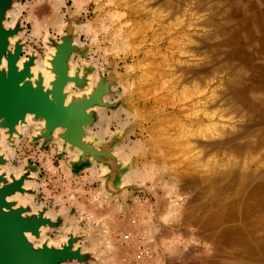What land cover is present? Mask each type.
<instances>
[{
    "label": "bare ground",
    "instance_id": "1",
    "mask_svg": "<svg viewBox=\"0 0 264 264\" xmlns=\"http://www.w3.org/2000/svg\"><path fill=\"white\" fill-rule=\"evenodd\" d=\"M81 1L82 0H80L79 3ZM119 1H123V3L127 6L130 5V0H116L115 2L119 3ZM207 1L209 2L207 3ZM207 1L199 0L197 3L198 9L200 8L199 10H209L211 8L215 11V7L219 5L225 6L226 8L224 11H219L217 13L214 12L213 16H210L203 21L201 20L198 26H211L213 30L210 33H203L202 35H198L193 38L192 42H196L197 46H199L198 48L196 47L197 51L192 50V52H196L197 55L213 54L216 62H203L202 64L194 66L188 61H184L182 63L184 64L186 62L185 65L177 67L173 74H169L165 71L166 67L164 64V59H162L164 65L163 67L161 65V58H155L153 56L150 60L153 59L156 62H147L148 64H145L146 67H144L142 70V74L139 76L137 81H130V78H125L116 68L114 71H112V74L122 81L123 90L127 95L125 96V100L128 101L129 104H132L133 101L138 99L139 101L146 103L144 106H148L147 103L151 97H154L157 101L156 104L158 103L156 110L158 109L159 111L156 112L154 107V109L152 108L153 110L150 109L151 112L149 113V116H146L143 114V112L141 113L138 106H135V111L137 110V113L131 115L132 117L139 116L138 118L143 117V119L151 121V125L148 128V138H146L144 141H140V144L134 142L136 144L133 145V143L128 144V139L123 137V141H119L121 143L118 144L115 143L117 146L114 145L113 149L115 150V155H117L122 161H125L126 164H129L127 162L132 160L134 155H136L140 160L144 157L151 158V165L149 163L151 168L143 172L136 170L133 167L128 168L126 173L122 175L124 185H130L132 182H144L148 178L152 180V182L154 180V182H157L156 180H160L161 176L165 173L171 176V180H173L174 183L185 181V186L182 188L179 187L182 192L188 188L195 189L197 191L199 190V195L196 194V196L192 197L196 198L198 196L196 200L194 199L193 202H190L186 211L184 212V214L186 213L185 216L188 215V218L185 219L189 221L193 219L195 224L199 227L198 229L203 230V233L207 232L208 229L209 234H211V238H215L219 242H224L225 240L229 241L230 243L228 246L231 247V250H234L236 259H238L241 264H264V63L250 61L249 56L247 58V56L244 55L245 50L241 46V38L243 36L244 40L258 44L259 49H256V53L258 52L263 56L264 62V0ZM45 2L48 3L47 1ZM45 2H43V6L40 5L41 7L38 5L39 12H42L40 15L38 14L39 17L34 14L36 10L29 12L31 13L29 14L30 16L27 15L26 21H23V30H21L17 36L11 37L10 40L11 42H14L20 36L26 38L25 35L27 34L28 28L26 23H28L29 17L31 19L33 17L34 21L32 23V33L37 38L41 35L42 31L45 30L47 32L44 42L45 58L37 49H34L31 44H26L25 48L27 49V53H30L31 55L34 54L37 57L35 66L32 68V70L35 73L42 71L45 84L47 85L49 80L53 77L48 66L50 63L49 58L51 56V52L54 51V48L51 45L52 38L59 39L67 32L68 28L77 27L79 24H75L76 20L75 23L72 21L73 14L71 11H69L71 12L69 13V17L65 16L67 13L65 14L64 12H61L62 5L66 4L65 0H54V4L50 3L49 1L52 8H50V10H46L44 8V4H46ZM178 2L181 3V0H156L155 4H158V9L169 10L170 17L172 16L174 18L173 20L177 21L179 18L178 16L183 11V9H181V4ZM75 3H77V0H75ZM23 5L20 2H16L15 5L8 10L7 20L5 21L6 26L11 27L16 24L18 19H21V15L24 11ZM32 5L30 6L31 9L34 8ZM80 5L81 3L79 6ZM50 6H48V4L47 6L45 5L46 8ZM132 10L133 9H131V11ZM134 14L135 11L133 10L132 15ZM157 14L156 16H158ZM218 14L222 17L220 20H217ZM70 18L71 21L68 22ZM129 21L131 22L130 26L128 28L126 27L127 29L125 28L126 30L124 33H122L125 43L119 47L128 48L130 50L133 49L134 51L135 49H138L141 43H143L142 39H147L144 37V33H146V27L145 24L143 25L141 20L137 18H131ZM193 23L190 21L189 24ZM176 24L177 23H175V26ZM189 27H191V25H189ZM82 28L83 31L89 32L93 29L92 22L89 21L88 23L82 25ZM189 36L193 37L195 35ZM228 38H230L232 43H234V46L231 47L232 49H228V51H230V53H228L230 55V63L233 64L232 72H234V75L237 78L241 73H237V69L241 71L252 69V76L247 78V75L246 80L254 79V82L233 80L232 82L223 83L218 90H210L208 89V84L211 75L214 72H219L221 69L228 66V62L226 63L227 54L225 55L223 51L227 46L225 45L224 40L227 42ZM75 40L77 44H79L78 38ZM211 41H215V43L213 42V45H216H211ZM172 43L174 44V41ZM189 43H191V41ZM144 45H146V43H144ZM176 45L178 46V44ZM236 47L239 48V52L238 49H235ZM181 48L183 49L184 47L181 46ZM237 52L243 55L242 58L244 61L240 62V66L235 65L234 63V54ZM186 54H189V52H186ZM21 59L22 60L19 61L20 66L25 60V57H22ZM243 74L246 73L244 72ZM89 77L90 79L94 80L95 83V81L100 79L101 73L96 72L95 74H91ZM127 80L128 83L124 84V81ZM174 80L177 81L173 82ZM167 83H171L169 88L170 91L168 92L166 90L168 94H164V96L161 92L167 88V85H169ZM73 87L75 86L71 83L67 86V90L71 89L74 93H77L78 91L80 92V90H76ZM248 88L253 89L255 93L260 92L262 96L258 98L249 96L247 94ZM196 94L198 95L197 97H195ZM118 98H120V95ZM165 100L167 102H165ZM187 100H193L194 103L186 106L185 101ZM121 106L122 107H117L116 109L112 110L114 115L108 114V112L111 110L109 107H97L98 120L96 127L90 130V133H92V137L94 139H98L100 142H102L103 139H105V133H108V130L104 129L107 127V124L111 123V121H115V116L119 113L122 114L123 112H129L127 111L129 108L126 109L123 104H121ZM132 106H134V104ZM224 110H227L226 114L222 112ZM130 114L132 113L130 112ZM223 116L224 119L222 118ZM226 116L229 118H226ZM30 117L31 115L28 116V119ZM244 119L245 122H243ZM30 122H32V124L22 131L25 138L17 139L14 137L15 142L13 145L8 144L7 135L5 134L4 130H1L0 132V146L3 148L1 151H4V153H6L7 157L9 158V162L3 166V170H6L10 175L14 174L15 176H19L27 169L26 167L28 166V160L26 158L21 160L19 165L14 164L12 160L17 155H19L16 153L15 156L14 154V150L16 151L19 143L23 140H26L27 138L32 139V137H34L37 133L38 129L42 127V124L38 121ZM122 129H125V127ZM60 130L61 129H58L55 133L57 134ZM100 134L101 137L97 138V135ZM187 134L190 136L189 139H186ZM56 142L58 143L57 145L59 149L66 150V148H64V146L61 144L60 140ZM124 147L126 148L125 151ZM67 152L69 164L66 162L63 163V168L65 170L67 169L68 165L70 166V163H73L76 159H78L79 156L77 150L72 148L70 145L67 147ZM168 159L171 161L169 162ZM156 165L159 166V175L156 174L157 172L155 173V170L158 168L154 167ZM49 167L54 171L57 170L56 166H54L50 160ZM104 171L105 169L103 170V173ZM156 176L157 179H152L156 178ZM102 179L104 180V178ZM104 182L105 181H103V186ZM166 183L169 184L168 181H166ZM33 185L37 189L40 188V183L37 181H26L25 183V187H33ZM165 186L167 185L165 184ZM105 192H107L106 196L108 198H113V200L118 197L126 199L131 195V193H133L131 189H125L123 192L113 196L107 190H105ZM87 193L90 194V191ZM207 194L212 197L213 200L210 201L209 205H204L202 199H204ZM12 199L16 200L18 204L30 205L33 209L42 208L44 205L47 206V202H39L37 200L36 194L17 193L12 197ZM157 199L159 200V197ZM97 202H99L98 199ZM102 204L105 205V203H101L100 205ZM100 205H98V210L102 209V211L99 212V215L103 216L106 214V211L103 209L104 207L100 208ZM48 207L49 210L47 213L50 214L53 219H57L60 215L65 216L64 224L58 229L62 232L60 235L61 239H67L69 232L80 234V231L83 233V231H81L82 227L80 228L74 225L65 209L55 210V207L53 206ZM109 211L107 212L108 214H106L107 216L105 215L106 217L111 214ZM176 211V209L171 210L168 217H166L169 218L171 214H176ZM102 216L100 217L102 218ZM185 216L183 215V217ZM109 220L111 219L109 218ZM110 225L112 224L110 223ZM186 225L189 226V224ZM194 225L191 226L194 227ZM110 228L112 227L110 226ZM117 228L118 226H116V229ZM45 231L46 229L43 230L42 236L40 237L41 240L39 239L40 241L35 239L29 233L27 235L29 239L34 241L35 245L37 246L41 244V241L43 242L45 238ZM106 231H109V229ZM87 232L88 230L86 233ZM166 232H164V234ZM202 232L201 234H203ZM64 233L66 234L62 235ZM111 233L112 232L110 231V234ZM117 233H119V231ZM167 234L168 233L165 234V237ZM60 238H58V240ZM134 239L135 233H127L125 231L122 233V240L126 243H129L131 240H133L135 243L136 241ZM122 240L119 241V244L124 246L122 244ZM114 245L116 244L114 243ZM114 245V248L120 246ZM135 245H138V248L134 249L135 251L133 254L135 258V264H143L144 262H147L148 256H145L142 252H140V245L138 243ZM98 246L99 245L97 244H94L93 247L85 246L84 248L83 246V250L93 255L89 257L88 263L83 261L81 262L78 259H72L64 262V264L111 263L110 260L108 262L105 257H103V254L101 253L103 250ZM111 258H114V256ZM114 263L115 262L111 264ZM199 264H202V262Z\"/></svg>",
    "mask_w": 264,
    "mask_h": 264
},
{
    "label": "rangeland",
    "instance_id": "2",
    "mask_svg": "<svg viewBox=\"0 0 264 264\" xmlns=\"http://www.w3.org/2000/svg\"><path fill=\"white\" fill-rule=\"evenodd\" d=\"M41 1L40 0H20L19 1L22 5L24 4L23 5L24 11L21 15L22 22L24 20L26 21L27 15L31 14L29 12H31L32 10L38 11V12L35 11L34 14L39 17L40 13H42V12H39L38 10L39 6L42 5L43 2L45 1H47L48 3L45 2L46 4H44V8L46 10L47 9L50 10L51 8L50 3H53L54 0H41ZM65 1H66V4L62 5L61 12L62 13L64 12L65 14L67 13V15H65L66 17H69V13L72 12L73 14L72 21H74L75 23V20H76L75 24L76 25L79 24L77 25V27H74V32H75L76 38H78L79 40V44L84 49L83 52H81L80 54L73 56L72 58L73 61L71 60L73 69L75 68L74 70L81 69L82 67V69H88L92 74H95L96 72H100L103 76L110 77L109 75L112 74V71H114V69L116 68L125 78H128V79L130 78L129 79L130 81H133V80L137 81L139 76H141L142 74V70L144 69V67H146L145 64L147 62L149 63L151 61L153 62L155 61L153 59L150 60L153 56L155 58L159 57L161 58V60L164 59V64L166 67L165 71L168 72L169 74H173L175 70L177 69V67L185 65L187 61L191 65H194V66L202 64L203 62H216L213 54H207V55L198 54L197 55L196 52H192V50L197 51L196 47L198 48L199 46V45L197 46L196 42L193 43L192 40L198 35L200 36L203 33H210L213 30L211 26L203 27V26H198V24L201 22V20L203 21L206 18L213 16L214 12L217 13L219 11H224L226 8L225 6L219 5L215 7L216 8L215 11L211 8L209 10L207 9L199 10L200 8L198 9L197 7L198 6L197 3L199 0H181V3L180 2L178 3L181 4V9H183L182 11L183 13L181 12V14L178 16L179 18L177 19V21H175L173 20L174 18L172 16L170 17L169 10L158 9L159 8L158 4L157 3L155 4L156 0H130L129 6L125 5L123 1H119V3L115 2L116 0H113L114 2L112 0H82L80 2L81 3L80 6H79L80 0H77V3H75V0H65ZM208 2L209 1H207V3ZM28 3L31 5L35 4L36 6L32 5L34 8L31 9L30 8L31 5H29ZM47 4L50 7L46 8L45 5L47 6ZM77 5L79 6V9ZM131 9L135 11L134 15H132L133 10L131 11ZM74 12H75V15H74ZM156 12L159 14H157ZM156 14L158 16H156ZM130 17L141 20V23L143 25L145 24V27H146V31H145L146 33H144V37L147 39L145 40L142 39L143 43L140 44L141 47L139 45L138 49H135L134 51L133 49L130 50L128 48L119 47L125 43V41L123 40L122 33H124V31L130 26V23H131L129 21L131 19ZM29 18H28V23H26V25H28V28H27L28 35L26 34L25 35L26 38L24 39L27 41V44H31L34 47V49H37L45 58L46 56H45L44 42L47 36L46 35L47 32L45 30L42 31L41 35L37 38L32 33V28H33L32 23L34 21L33 17L32 19L31 18L29 19ZM71 18L69 19V21H71ZM221 18L222 17L218 14L217 20L218 19L220 20ZM89 21L92 22L93 29L90 30L89 32L87 31L85 32L83 31L82 25L88 23ZM190 21L192 23L194 22L193 23L194 25L189 24ZM174 22L177 23L176 26ZM180 22H182L183 24ZM188 24L191 25V27H189ZM80 27L82 30L80 29ZM189 35H195V36L191 37ZM173 41H174V44L172 43ZM190 41L192 44L189 43ZM241 41H242L241 46L245 50L244 55H246L247 58L249 56L250 61L260 62L261 57L257 53H256V56L259 58V60H256L255 56H253V54L250 53V50L253 49L252 44L244 40V37L241 38ZM213 42L215 43V41L210 42L211 45H213ZM144 43H146V45H144ZM224 43L225 45H227L223 51L225 55L227 54L226 63L228 62V66L221 69V71L219 72H214L211 75V78L208 84V89L218 90L222 86L223 83L232 82L233 80H240L243 82L244 81L254 82V79L246 80L247 75H248L247 78H250L252 76V73H251L252 69L243 70V71L237 69V73L238 72H241V73L236 78V76L234 75V72H232L233 64L230 63V55L228 54L230 53L228 49H232L231 47L234 46V43H232V40L230 38H228L227 42L226 40H224ZM176 44H178L179 47ZM215 45L216 44H214L213 46ZM181 46L184 48L182 49ZM235 49H238V52H239V48L236 47ZM186 52L187 53L189 52V54H186ZM237 53L234 54L235 56L234 63L235 65L240 66V62L244 61L242 58L243 55L241 53H238V54ZM184 61L186 62L183 64L182 62ZM161 65L164 67L163 60H162ZM99 70H101L102 72ZM244 72L246 74H243ZM112 76L114 75L112 74ZM119 81L120 80L117 77L112 78V85H111L112 92L111 94L107 95V98L113 104L112 107H115L114 109H116L117 107L118 108L122 107L121 104H123L126 109L129 108L127 110L129 112H123L122 114L119 113L118 115L115 114L116 120L111 121V123H108L107 127L104 128L108 130V133H105L106 134L105 139H103L102 142H104V140L108 141L112 137H116L119 139V141L121 140L123 141L124 139L123 137H125L126 139H128L127 141L128 144L133 143L134 145L136 144L134 142H137L138 144H140L141 143L140 141H144L146 138H148V128L151 125V121L145 120L143 119V117L138 118L139 116L132 117L131 115H134L137 113V110L135 111V108H136L135 106H138V108H140L141 113L143 112V114H145L146 116H149V113L151 112L150 109L152 108L154 109V107H155V111L159 112L158 109L156 110L157 108L156 106L158 103L156 104L157 102L156 98L151 97V99L147 103L148 106H144L146 103L143 101H139L138 99L133 101L132 104H129L128 101L125 100V96L127 95L125 91L123 90L122 81L120 82ZM175 81L177 80H174L173 82ZM96 82L97 81H95L94 83V80H92V83L89 86V89L87 91L92 89L96 85ZM124 82H125L124 84H127L128 80ZM167 84H169L167 85V88L163 92H161L163 93V95L164 94L167 95L168 92L170 91L169 88L171 86V83H167ZM247 94L251 97L253 96L256 98L262 96L260 92L255 93L253 89L251 88H248ZM119 95H120V98H118ZM197 96L198 95L196 94L195 97ZM167 101L165 100V102ZM185 103H186V106H189L190 104L194 103V101L187 100L185 101ZM133 104L134 106H132ZM112 110L113 109H111L108 112L109 115H114ZM226 111L227 110H224L222 112L226 114L227 113ZM130 112L132 114H130ZM146 112L148 113V115ZM222 118L224 119V116ZM226 118H229V117L226 116ZM245 119L243 122H245ZM123 127H125V129H122ZM187 135H186V139H189L190 136L189 134ZM100 137H101V134L97 135V138H100ZM28 140L29 138L20 142L16 151L14 150L15 156H16V153L19 154L15 158H13L12 162H14V164L19 165L20 161L25 158L28 160V164H30L31 161L29 159H34L35 157L34 154H35V151L37 150H35V147H33V144H29ZM121 142H118V143H121ZM125 149L126 148L124 147V151ZM36 154H37L36 157L40 159L41 158L43 159V157H45L43 154H41L38 151L36 152ZM144 158H141L140 160L136 155H134L132 160L127 162L129 164H126L125 161H122L123 170H122L121 175L126 173L128 168L130 167H133L136 170H140L142 172L151 168L150 167L151 158L149 157L146 159ZM49 160H50V157L49 159H46L47 168L51 170V168L49 167ZM168 160L169 162L171 161L170 159ZM154 167L155 168L158 167L157 170L159 169V166L157 165ZM157 170H155V173L157 172L156 174L159 175L158 173L160 172V170L158 171ZM148 179L145 180L144 182L143 181L136 182L137 185H134V186L138 187L139 189L136 191L132 190L133 191V193H131L132 196H129L126 199L118 197L115 200H113V198L111 197L108 198L106 196L107 195L106 194L107 192H105L106 189L103 188L104 187L103 185L101 186L100 182L95 183L94 185L95 187L92 189H89L82 185L75 186L74 181L73 182L60 181V182H57L58 183L57 184L56 182H53L48 178L47 186L43 190L42 196L46 198L47 206H51V207L53 206L55 207V210L65 209L68 212V215L71 221L74 223V225L80 228L82 227L81 231H83V233H81L80 231L79 233L80 235H83L85 239L81 241V245L84 246V248L85 246L93 247L94 244L99 245L98 247H100L103 250L101 252L103 254V257H105V259L108 262L110 260L111 263L115 262L114 264L116 263L126 264L128 261L127 264H135V258L133 254L135 251L134 249L138 248V245L136 246L135 244L138 243L139 245L142 246L144 252L149 251L150 253V256L147 257L148 261L144 262L143 264H191V263L199 264L201 262L202 264L203 263L206 264L205 261L207 262V260L205 259H207V252L204 250H207L210 244L209 241L206 240V236H205L206 232L203 233L202 232L203 230L198 229L199 227L195 224L193 219L190 221L186 220L185 218H188V215L185 216L186 213L184 214L190 202H193L194 199L196 200V198L198 197L197 196L196 198H192L193 196H196V194L199 195L198 194L199 190L197 191L195 189L188 188L187 190L182 192L180 188L185 186L186 184L185 181L174 183L173 180H171V176L167 173L162 175L160 180L157 179V176L156 178H152V179H157L156 180L157 182H154L155 180L152 182V180L150 179L148 180ZM166 181H168L169 184H167ZM140 182L141 183L143 182V183L141 184ZM164 183L167 186H165ZM89 191H90V194L87 193ZM158 197L160 201L157 199ZM136 198H137V201H136ZM97 199L99 202H97ZM202 200L204 202V205L206 204L209 205L210 201L213 200V198L207 194L205 198ZM101 203H105L106 206L104 204L100 205ZM98 205H100V208L104 207L103 209L106 211L105 212L106 214H108L107 212L109 210L111 214L108 217H106L107 216L106 214H104L103 216L99 215L100 214L99 212H101L102 209L99 208L100 210H98V207H99ZM173 209H176L177 210L176 212L178 214L177 213L171 214L170 216L171 218L170 217L167 218L170 211ZM183 215L185 217H183ZM100 216H102V218ZM106 218L108 219V223H107ZM109 218L111 220H109ZM110 221H112L113 223ZM110 223L112 225H110ZM186 224H189V226ZM191 225L192 226L194 225V227H192ZM110 226L112 228H110ZM116 226H118L117 228L118 230L116 229ZM108 229L109 231H106ZM87 230L89 233L88 232L86 233ZM110 231L112 232L111 234H110ZM118 231L119 233H117ZM124 231L127 233H135L134 240L136 242L134 243L133 240H131L129 243H126L125 241H123L122 233ZM199 231H200V234H199ZM164 232L168 233L166 237H165L166 233L164 234ZM201 232L203 234H201ZM61 233L62 232L58 229H52V230L48 229L45 231L44 240L49 239L51 243L52 242L54 243L55 241L54 244L57 243L59 245L64 241V238L63 239L60 238ZM115 233H117L118 235ZM65 234L66 233L62 235H65ZM107 234H110V235H107ZM58 238H60L59 239L60 241L58 240ZM121 240L124 246H121L119 244V241ZM114 243L117 246L120 245L119 247H117L119 249H117L116 247L115 248L113 247ZM116 252L117 253L119 252V253L117 254ZM234 255H235L234 250L230 249L229 254H227L229 259H233L232 256ZM113 256L114 258H111ZM111 263H108V264H111Z\"/></svg>",
    "mask_w": 264,
    "mask_h": 264
},
{
    "label": "water",
    "instance_id": "3",
    "mask_svg": "<svg viewBox=\"0 0 264 264\" xmlns=\"http://www.w3.org/2000/svg\"><path fill=\"white\" fill-rule=\"evenodd\" d=\"M16 2L19 0H0V132L4 130L8 144L13 145L14 137L22 138V131L32 124L30 121H38L42 127L34 138L44 144L60 140L66 149L72 146L79 153L75 161L77 167L91 164L103 167L104 188L112 196L125 189L138 190L134 185L121 184L123 164L113 149L119 139L112 137L100 142L90 133L98 120L97 107L115 108L107 95L112 92V78L116 76L101 74L96 85L87 91L92 82L89 77L92 73L88 69L73 71L71 60L84 49L75 40L74 28H68L59 39L52 38L54 51L51 52L48 66L53 77L46 85L43 72L35 73L32 70L37 57L27 53L24 37L20 36L14 42L10 40L23 30L21 19L11 27L5 25L7 12ZM22 57L25 60L20 66ZM71 83L80 92L67 90ZM29 115L31 117L28 119ZM58 129L61 130L56 134ZM1 149L2 146L0 264H64L72 259L88 263L89 257L93 255L83 250V235L69 232L68 238L59 245L45 239L36 246L29 239L28 233L39 240L44 229H59L65 222V216L53 219L47 213L49 207L46 205L33 209L30 205L18 204L12 199L17 193L36 194L34 185L25 187V183L36 181L37 168L28 164L21 175L8 174L3 166L9 162V158Z\"/></svg>",
    "mask_w": 264,
    "mask_h": 264
},
{
    "label": "crops",
    "instance_id": "4",
    "mask_svg": "<svg viewBox=\"0 0 264 264\" xmlns=\"http://www.w3.org/2000/svg\"><path fill=\"white\" fill-rule=\"evenodd\" d=\"M248 42H250V44H252V47H253V49L250 50V53L253 54V56H255L256 60H259V58L256 56V49H259L258 44L252 43L251 41H248ZM257 54L261 57L260 63H264L263 56L260 55L258 52ZM34 137L28 140L29 144H33V147H35V150H37L38 152H40L41 154L45 156L43 157V159L42 158L40 159L36 157L37 151H35L34 159H29L31 161L30 164L33 161L32 164L36 166L37 168L36 181L40 183V188L39 189H37L36 187L35 188H36L37 200L39 202H46V198L42 196V192L47 186L48 178L53 182H60V181L73 182L74 181L75 186L82 185L89 189L94 188L95 183H98V182H100L101 185H103V181L105 180V179L104 180L102 179L103 170H104L103 167H101L100 165H95V164H91V165H87L83 167H77L75 164V161H76L75 160L73 163H70V166L68 165L66 171H64L65 169L63 168V163L64 162L68 163V160H69L67 149L66 150L59 149L57 145L58 143L56 142V140L49 142L47 144H44L41 140H36ZM22 138H25L24 134ZM49 157H50L51 162L54 164V166L57 167L56 171L52 169L49 170L47 168L46 159H49ZM123 182L124 181L122 180L121 183L124 184ZM130 185H137V183L132 182ZM130 196H132V194ZM205 236H206V240L209 241L210 243L209 248L206 250L207 252V259H205L207 260V262L205 261L206 264H241V262L238 259H236L235 253H234L235 255L232 256L233 259H229V257L227 256V254H229L230 252V247L228 246V244L230 243L229 241L225 240L224 242H219L215 238H211L210 237L211 234H209L208 229H207Z\"/></svg>",
    "mask_w": 264,
    "mask_h": 264
},
{
    "label": "built area",
    "instance_id": "5",
    "mask_svg": "<svg viewBox=\"0 0 264 264\" xmlns=\"http://www.w3.org/2000/svg\"><path fill=\"white\" fill-rule=\"evenodd\" d=\"M139 247H140V251H141V252H142L144 255H146V254H147L146 256H150V253H149V251H145V252H144V250H143L142 246L140 245Z\"/></svg>",
    "mask_w": 264,
    "mask_h": 264
}]
</instances>
